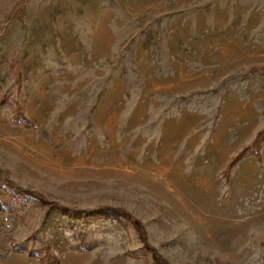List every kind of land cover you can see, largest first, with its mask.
Instances as JSON below:
<instances>
[{"label":"rangeland","instance_id":"374dc122","mask_svg":"<svg viewBox=\"0 0 264 264\" xmlns=\"http://www.w3.org/2000/svg\"><path fill=\"white\" fill-rule=\"evenodd\" d=\"M252 66L264 0H0V264H264Z\"/></svg>","mask_w":264,"mask_h":264},{"label":"trees","instance_id":"16d2710c","mask_svg":"<svg viewBox=\"0 0 264 264\" xmlns=\"http://www.w3.org/2000/svg\"><path fill=\"white\" fill-rule=\"evenodd\" d=\"M13 18H17L20 19L22 18V13L19 10H15L14 11V16H12ZM264 71V66H252L251 67V71L253 72H257V71ZM2 103V102H1ZM14 122L18 125H22L25 127H31V123H29V121L22 116L21 117H14L13 118ZM264 141V131L261 132L258 135V138L256 140V145L258 147H260V144ZM245 155V151L240 152L237 156H235L234 158L231 159L230 163H229V167L226 171V173L229 172L230 168L234 167ZM257 157H259V154H256ZM31 196L36 197L39 200H42V197L36 196V194H30ZM6 207L0 202V210H5ZM105 211H108L110 213H112L114 216L119 217L121 219H125L128 222H130L134 229L136 230L139 240L141 241V243L144 245V247L149 250L150 252H152V257L153 260L157 263V264H168L163 258L162 256L157 253L150 245L149 240H148V236H147V231L144 228V225L142 222H140L137 218H135L132 214H130L129 212L123 210V209H113L110 207H105L104 208ZM18 249V247L16 248Z\"/></svg>","mask_w":264,"mask_h":264},{"label":"bare ground","instance_id":"6f19581e","mask_svg":"<svg viewBox=\"0 0 264 264\" xmlns=\"http://www.w3.org/2000/svg\"><path fill=\"white\" fill-rule=\"evenodd\" d=\"M245 173H246V172H245ZM245 173H244V174H245Z\"/></svg>","mask_w":264,"mask_h":264}]
</instances>
